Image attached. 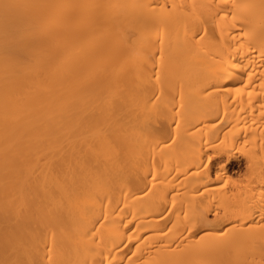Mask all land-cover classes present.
<instances>
[{
    "label": "bare ground",
    "instance_id": "obj_1",
    "mask_svg": "<svg viewBox=\"0 0 264 264\" xmlns=\"http://www.w3.org/2000/svg\"><path fill=\"white\" fill-rule=\"evenodd\" d=\"M0 264H264V0H0Z\"/></svg>",
    "mask_w": 264,
    "mask_h": 264
},
{
    "label": "rangeland",
    "instance_id": "obj_2",
    "mask_svg": "<svg viewBox=\"0 0 264 264\" xmlns=\"http://www.w3.org/2000/svg\"><path fill=\"white\" fill-rule=\"evenodd\" d=\"M239 162H241V161H239ZM239 162H238V163H239ZM239 164H241V163H239ZM237 166H239V165L237 164ZM240 166H241V165H240ZM241 169H242V168H241Z\"/></svg>",
    "mask_w": 264,
    "mask_h": 264
}]
</instances>
